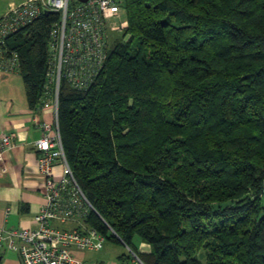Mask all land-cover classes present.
Masks as SVG:
<instances>
[{
	"label": "trees",
	"instance_id": "1",
	"mask_svg": "<svg viewBox=\"0 0 264 264\" xmlns=\"http://www.w3.org/2000/svg\"><path fill=\"white\" fill-rule=\"evenodd\" d=\"M121 9L129 28L112 35L92 85L59 88L60 137L92 207L89 229L144 264H264V0ZM58 21L43 15L1 49L33 110L55 104Z\"/></svg>",
	"mask_w": 264,
	"mask_h": 264
},
{
	"label": "built area",
	"instance_id": "2",
	"mask_svg": "<svg viewBox=\"0 0 264 264\" xmlns=\"http://www.w3.org/2000/svg\"><path fill=\"white\" fill-rule=\"evenodd\" d=\"M121 5L122 0H25L21 5H13L0 19L1 57V49L9 36L47 12L58 15L59 21L52 28L49 45L53 61L51 76L57 85L53 106L57 124L62 80H67L78 90L92 85L106 66L112 35L126 31L128 21L124 19ZM6 65L13 70L17 60L12 58ZM55 131L51 135L44 130L36 144L41 152L39 169L46 177V203L36 218L38 228L33 231L0 229V244L3 240L9 241V247L20 254L23 264H84L74 251H100L106 245L105 237L96 229L59 231L51 225L53 220L65 221L76 213L92 209L67 162L59 127ZM15 147L12 136L0 137V167L3 173L7 172L5 154ZM58 164L63 169L60 178L56 176Z\"/></svg>",
	"mask_w": 264,
	"mask_h": 264
},
{
	"label": "crops",
	"instance_id": "3",
	"mask_svg": "<svg viewBox=\"0 0 264 264\" xmlns=\"http://www.w3.org/2000/svg\"><path fill=\"white\" fill-rule=\"evenodd\" d=\"M0 59V137L12 136L16 142V147L5 155L7 172L3 173L0 167V229L33 231L38 228L36 218L46 203L45 178L39 170L41 153L36 144L44 134L43 124L55 125V111L52 101L41 109H31L22 75L6 65L12 59H3V56ZM62 172V166L58 164L56 175L60 177ZM86 213L88 211L76 213L65 221L53 220L51 225L59 231H86L89 229L84 218ZM116 244L107 241L104 251H86L98 253L95 263L88 261L84 252L74 253L84 264H144L134 258L127 247L130 254L120 255L116 249L120 247ZM137 245L141 253L151 251V247L140 240ZM8 251L13 254L7 255ZM0 264H23L20 254L12 250L6 240L0 244Z\"/></svg>",
	"mask_w": 264,
	"mask_h": 264
},
{
	"label": "rangeland",
	"instance_id": "4",
	"mask_svg": "<svg viewBox=\"0 0 264 264\" xmlns=\"http://www.w3.org/2000/svg\"><path fill=\"white\" fill-rule=\"evenodd\" d=\"M23 1H25V0H0V19H2L5 15H6V13L11 9V7L13 6V5H21L22 4V2ZM129 28V24L127 25V29ZM126 29V30H127ZM121 35H115V37L114 38H119ZM54 96H55V94H53ZM56 120V119H55ZM46 124V125H45ZM45 124H43V131L44 130H46L47 132H49V133H51V135H54L55 133H56V128H58L59 127V122H58V124H57V122L55 121V125H53V124H47V123H45ZM44 126H48L49 127V129H47L46 127H44ZM55 128V129H54ZM13 139H14V137H12ZM36 147H37V145H36ZM8 153V152H7ZM6 153V154H7ZM41 153V152H40ZM5 154V155H6ZM40 170V169H39ZM57 176V175H56ZM44 178H45V185H46V177L45 176H43ZM58 177V176H57ZM61 177V176H60ZM60 177H58V178H60ZM22 230H24V229H22ZM136 239H139V238H136ZM110 245H113V244H111L110 243ZM106 246V245H105ZM116 247H120V248H116L117 249V251H118V253L120 252V255L122 254H130V252L128 251V250H126V247H124L122 244L120 245V244H116ZM105 250V247H104V249H102V250H100V251H104ZM11 251H8L7 252V255H12L13 253H10ZM99 252V251H98ZM122 252V253H121ZM84 253H86V255H87V259H88V261H90V262H97L98 261V257H99V255H98V253L96 252V253H89V252H84ZM117 252H116V255L118 254ZM78 254V253H77ZM112 254H113V252H112Z\"/></svg>",
	"mask_w": 264,
	"mask_h": 264
},
{
	"label": "water",
	"instance_id": "5",
	"mask_svg": "<svg viewBox=\"0 0 264 264\" xmlns=\"http://www.w3.org/2000/svg\"><path fill=\"white\" fill-rule=\"evenodd\" d=\"M49 14H51V13H50V12H47V13H46V15H49Z\"/></svg>",
	"mask_w": 264,
	"mask_h": 264
}]
</instances>
